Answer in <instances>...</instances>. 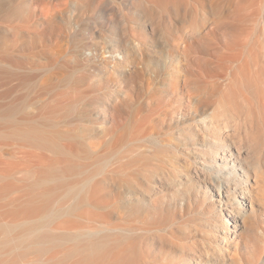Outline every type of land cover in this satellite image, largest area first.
I'll return each mask as SVG.
<instances>
[{
  "label": "rangeland",
  "instance_id": "374dc122",
  "mask_svg": "<svg viewBox=\"0 0 264 264\" xmlns=\"http://www.w3.org/2000/svg\"><path fill=\"white\" fill-rule=\"evenodd\" d=\"M261 11L255 31L263 41L258 61L264 66ZM185 12L180 0L168 9L159 0H0V70L18 74H0V133L22 127L23 118L33 115V123L48 130H91L105 145L90 159L95 167L80 178L96 175L113 189L99 190L109 197L101 208L52 207L60 213L34 219H12L0 210V239L26 240L35 228H89L104 221L127 230L109 234L137 241L132 264H264V137L251 148L243 127L216 132L211 124L231 112L220 116L217 105L189 107L180 36L191 40L193 32L184 24ZM193 28L203 35L216 31L203 24ZM216 33L208 52L195 57H210L224 46ZM205 120L204 137L188 139L189 129ZM219 139H228L231 151L216 153L212 141ZM81 185L74 196L82 200L89 193ZM64 200L77 203L73 196ZM58 237L61 245L27 256L55 255L74 242L67 234ZM15 254L0 259L15 264Z\"/></svg>",
  "mask_w": 264,
  "mask_h": 264
},
{
  "label": "bare ground",
  "instance_id": "6f19581e",
  "mask_svg": "<svg viewBox=\"0 0 264 264\" xmlns=\"http://www.w3.org/2000/svg\"><path fill=\"white\" fill-rule=\"evenodd\" d=\"M178 1L159 0V3L168 9L169 2ZM180 1L185 3V13L189 20L188 23L183 22L187 27H192L193 32L191 40L180 36V41L186 43L184 54L187 72H182L189 88V107L196 110L200 107L210 109L217 105L220 116L231 112L226 119L218 118L211 122L216 132L225 131L232 125L235 129L243 127L249 147H256V141L264 137V66L258 61V51L263 46V41L261 34L258 35L255 31V25L264 7V0ZM195 13L200 17L195 16ZM37 21L34 19V26ZM197 24H203L204 27L210 25L224 37V46L220 50L213 49L210 57H195L194 53L208 52L217 33L214 30L207 31L204 35L203 31L197 33L193 28ZM262 25L264 27L263 23ZM6 59L15 66H23L17 60ZM6 59L2 60L5 62ZM2 73L18 75L10 69L0 70V74ZM44 93L43 89L41 94ZM37 118L38 115L24 117L22 127L4 128L0 133V210H3V214L12 219H34L45 214L49 216L60 213L53 212L52 207L63 208L82 203L106 207L102 203H106L109 197L99 195L98 192L106 189L109 194L112 193V187L106 186L107 180L96 175L80 178L81 174L92 170L97 164L90 159L105 145L104 140H94L90 136L91 130H48L33 123ZM201 123V127L189 129L188 139H193L192 136L204 137L203 130L209 126L207 120ZM228 141H212L217 145L216 153L222 149L231 151ZM238 155L244 157L240 151ZM80 184L89 193L82 200L74 196L75 187ZM131 189L135 195L136 191ZM68 196H73L77 203L66 202L64 198ZM137 206L142 211L148 210L141 202ZM103 222L89 228L58 225L42 231L44 233L35 228L26 240L0 239V257L11 256L20 250L13 257L16 258L13 262L15 264H37L41 261L44 264H68L69 261L71 264H132L130 251L137 241L109 234L111 231L127 230ZM89 233L99 235L92 239L80 237ZM59 234L70 236L68 240H74L73 244L55 255L52 250L46 257L43 253L27 256L31 250L48 251L61 245L59 241L63 239H59ZM114 249L119 250L114 252ZM25 255L27 259L22 258ZM0 264L9 262L0 259Z\"/></svg>",
  "mask_w": 264,
  "mask_h": 264
}]
</instances>
